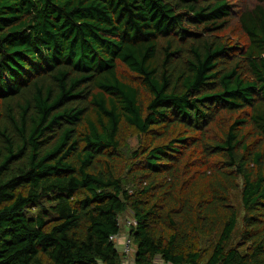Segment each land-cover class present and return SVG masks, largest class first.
I'll list each match as a JSON object with an SVG mask.
<instances>
[{
  "label": "trees",
  "instance_id": "obj_1",
  "mask_svg": "<svg viewBox=\"0 0 264 264\" xmlns=\"http://www.w3.org/2000/svg\"><path fill=\"white\" fill-rule=\"evenodd\" d=\"M127 211L133 264H264V0H0V264Z\"/></svg>",
  "mask_w": 264,
  "mask_h": 264
},
{
  "label": "built area",
  "instance_id": "obj_2",
  "mask_svg": "<svg viewBox=\"0 0 264 264\" xmlns=\"http://www.w3.org/2000/svg\"><path fill=\"white\" fill-rule=\"evenodd\" d=\"M133 223H134V220L128 219L125 222V227H129ZM118 224L120 225L119 219H118ZM110 239L112 241L116 242V245L118 246V248L121 252V255H122V264H126L128 257L133 256L132 242H131L129 235L127 233L125 236H121L120 234H116V235L110 236ZM157 264H167V263L160 262Z\"/></svg>",
  "mask_w": 264,
  "mask_h": 264
},
{
  "label": "rangeland",
  "instance_id": "obj_3",
  "mask_svg": "<svg viewBox=\"0 0 264 264\" xmlns=\"http://www.w3.org/2000/svg\"><path fill=\"white\" fill-rule=\"evenodd\" d=\"M234 28H235V26L232 24L231 27H229L227 30H232V32H234V30H235ZM225 34L226 35H229L227 32ZM136 143H137V140L136 139L133 138V139L130 140V146H135ZM128 219H131V212H129V211L125 212V215L124 216L119 217L120 226L123 228L122 233L121 234L119 233L121 236H125L126 233H127L126 232L127 229H125L126 228L125 227V222ZM115 244H116V242H115ZM132 257L133 256H129L128 257V260L126 261V264H133V258Z\"/></svg>",
  "mask_w": 264,
  "mask_h": 264
}]
</instances>
